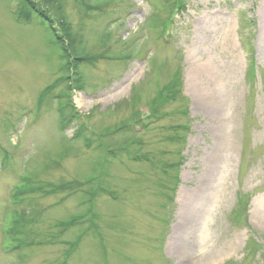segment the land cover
I'll use <instances>...</instances> for the list:
<instances>
[{
	"label": "rangeland",
	"instance_id": "obj_1",
	"mask_svg": "<svg viewBox=\"0 0 264 264\" xmlns=\"http://www.w3.org/2000/svg\"><path fill=\"white\" fill-rule=\"evenodd\" d=\"M28 1L0 0V264H264V0Z\"/></svg>",
	"mask_w": 264,
	"mask_h": 264
},
{
	"label": "trees",
	"instance_id": "obj_2",
	"mask_svg": "<svg viewBox=\"0 0 264 264\" xmlns=\"http://www.w3.org/2000/svg\"><path fill=\"white\" fill-rule=\"evenodd\" d=\"M26 2H28L31 5V1L26 0ZM174 3H175V5H174L175 7L174 8H176L178 10L184 8L183 2H181L179 0H175ZM34 7H35V5H34ZM41 16L45 18L44 13H41ZM56 20L61 25L60 27L62 28V23H61L62 22V16L60 18L59 17H56ZM62 30H63V28H62ZM55 39H56V44L59 45L60 58L63 59V62H62L63 65H62V67L65 68L66 69L65 71L67 72L65 75L63 74L61 76L60 80H59V81H63V80L66 79V77L69 78L70 69L74 70V67L76 66V61H73V58L78 59L79 57H77L76 50H75V48L71 44L67 48L65 46V44H64L63 39L60 36L56 35V34H55ZM70 58H71V60H70ZM249 64H250L249 65L250 70L253 69L254 66H253L252 61ZM50 89L51 88L49 87L47 89V91H49ZM180 93H181L180 76H176V77L173 78L172 82L169 85H167L165 88L162 87L161 90L158 92V95H157L158 99L155 102L156 106L153 107L149 112H146L145 113L146 114L145 118L146 119L152 118V119H156V120H158L159 118H161L162 116H159L160 113H158V111H160L158 109V107L160 105H162V106L163 105H165V106L168 105L169 104L168 101H170V100L175 101L178 98V96H179ZM132 120H134V117L131 119V121ZM139 120L143 121V117L142 116L139 117ZM149 121H151V119ZM69 122H70V119L66 121V117H63L62 118V123L64 125H66ZM142 125L143 126H146L144 123H142ZM86 143L88 144L89 142H86ZM125 145H126V147H129L127 144H125ZM108 152H109L110 155L112 154V150L111 149H109ZM115 156H116V154L113 157H115ZM141 157H144V155H141V156H139L137 158H141ZM31 184L32 183H30L28 185V187L25 186L27 184L22 185V187L23 186H25V187L20 190V193L23 194V193L28 192V191H30L29 193H33L35 191L55 193L57 191H60L63 188V186H64V185H61V186L60 185H58V186H52V189H50V191H48L42 185L32 186ZM30 185H31V187H30ZM103 191H104V189L103 190H100L99 192H103ZM92 194H93L92 196L94 197L95 192H93ZM90 201H92V199H90ZM78 218H80V217L78 216ZM59 224H60V226H62V225H66L67 226L69 224H72V221L69 219L68 222H66V223L60 222ZM15 230H16V228H13V229L11 228L10 229V232L11 233L16 232Z\"/></svg>",
	"mask_w": 264,
	"mask_h": 264
},
{
	"label": "bare ground",
	"instance_id": "obj_3",
	"mask_svg": "<svg viewBox=\"0 0 264 264\" xmlns=\"http://www.w3.org/2000/svg\"><path fill=\"white\" fill-rule=\"evenodd\" d=\"M193 54V52H191ZM194 75L199 79L200 77H204V69H202L201 66L196 65V68L193 70ZM200 86V84H199ZM201 88L204 90V84H201ZM196 199H190L189 204H187V208H183L181 213H179V220L178 225H176L175 229L173 230L172 239L174 244H176L177 249L183 251L184 247L181 245H184L185 240L195 239L196 236L199 233L198 226L195 221L198 219V204Z\"/></svg>",
	"mask_w": 264,
	"mask_h": 264
}]
</instances>
